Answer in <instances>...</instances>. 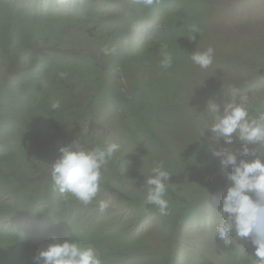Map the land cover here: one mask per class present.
Returning <instances> with one entry per match:
<instances>
[{"label": "rangeland", "instance_id": "rangeland-1", "mask_svg": "<svg viewBox=\"0 0 264 264\" xmlns=\"http://www.w3.org/2000/svg\"><path fill=\"white\" fill-rule=\"evenodd\" d=\"M4 1L9 6L0 3V14H7L0 16L3 25L4 18L12 13V1L24 5L26 16L13 21L15 29L19 30L12 40L14 55L9 54L12 47L5 49L3 45L10 28L3 26L0 32V67L3 68L0 84L15 79L10 84L17 91L16 77L28 74L31 59L50 61L56 57L63 71L67 64L79 65L76 72L69 74L72 77L67 82L59 75L64 73L61 70L50 72L48 82L54 79L60 83L56 86L57 93L62 87L72 91L76 106L88 110L92 121L85 114L63 121L58 111L52 110V100L43 95L31 94L24 98L21 94L20 99L24 100L9 96L5 108L1 104L0 88V264H36L29 252L19 246L26 248L47 236L43 232L37 238H26L19 243V237L26 236L24 232L33 229L42 232L49 221L47 216L37 219V213L31 217L26 203L16 198V194L27 199L45 198V185L52 184L49 166L54 161L46 163L41 150L46 121L53 130H58L49 133L46 143L55 141L60 131L75 133L78 142L99 138L106 143H121L120 151L102 169L104 178L131 172L128 185H115L119 193L135 196L145 192L142 176L149 172L144 169L146 158L149 162L162 161L171 174L167 189L175 188L188 199L185 209L189 218L172 224L171 219L170 222L164 220L165 216L153 205L150 206L157 209L154 214L118 204L100 185L93 203L81 206L75 213L77 216L66 220L68 225L76 223L79 232L75 235L73 229H69L70 235L63 241L82 240L96 250L102 264H110L103 238L106 233L115 231L113 224L125 225L126 231L134 236L141 234L147 247L141 251L135 248L125 251L115 257L117 264H255L250 238L235 239L234 232L229 233L234 240L233 244L226 245L219 237H214L213 225L221 216L222 199L231 182L221 171L220 159L212 150L221 147L235 150L241 147V142L235 136L232 145H225L222 139L219 143L214 140L211 131L206 129L210 124L206 108L213 102L223 111V105L231 100L232 91L236 89L237 99L247 97L250 116L264 113V0H208L211 7L201 5L197 9L198 0H183L182 5L171 2L169 11L162 8L153 11L151 6L146 7L137 0ZM199 15L206 26L195 34V40H190L192 26L198 27L201 21L198 24L192 21L193 25L188 21ZM34 19L40 20L31 22ZM42 19L57 22L59 27L67 29L54 31L52 25L45 30L47 36L54 35L52 39L36 35V41L31 44L28 39L38 26L42 33ZM183 22L189 26L185 39L190 43L167 35L168 44L160 51L167 28L172 23ZM106 46H115L116 53L104 55L102 49ZM209 46L215 50L213 64L208 69L194 66L189 59L190 52ZM147 47L148 53L143 51ZM27 48L30 51L23 54ZM51 51L55 57L50 56ZM3 52H6L5 58ZM164 53L173 58L171 68L160 66ZM120 54L127 59H119ZM11 57L14 60L10 62ZM114 59H119V68H114ZM88 78L95 80L94 83L89 84ZM215 83L219 84L213 88L215 93L226 88L222 95L211 96L209 89ZM108 88L119 90L123 100L118 97L121 100L118 103H108V91L104 95ZM98 95L102 103L93 98ZM116 113L121 119L119 123L112 121ZM4 125L13 132L8 133ZM121 134L125 138L120 137ZM33 147L36 150L33 151ZM32 165L36 171L31 173ZM42 165L49 167L48 171L42 173ZM114 168L121 171L118 173ZM31 175H34L33 180ZM135 175H139L138 178ZM32 183H36V187ZM100 201L109 204L104 213L99 212ZM67 207V204L62 206L64 213ZM113 210L117 211L121 222H113L109 215ZM177 215L173 220L181 218ZM61 223L64 226L63 221ZM65 230L68 232L67 228ZM60 233L53 230L51 234L57 237Z\"/></svg>", "mask_w": 264, "mask_h": 264}, {"label": "clouds", "instance_id": "clouds-1", "mask_svg": "<svg viewBox=\"0 0 264 264\" xmlns=\"http://www.w3.org/2000/svg\"><path fill=\"white\" fill-rule=\"evenodd\" d=\"M156 2L157 0H137V3L146 7ZM191 31L193 35L189 39L195 40L199 28L193 25ZM102 51L106 56L114 55L116 48L106 46ZM214 57L215 50L209 46L204 50L195 49L190 52L189 59L194 66L208 69L213 64ZM172 65V56L164 53L160 66L168 69ZM59 75L61 78L65 76L64 73ZM216 85L219 84L210 86L211 96L215 95L213 88ZM225 89L223 87L220 92L224 93ZM237 96L238 90L233 89L231 100L223 105V111L213 102H209L206 108L210 120L206 129L211 131L214 140L219 143L222 139L225 145H232L235 136L241 142V147L235 150L229 147L212 150V154L220 159L221 171L231 182L223 196L219 210L221 216L214 223L213 232L214 237H219L226 245L233 244L234 239L229 237V233L234 232L235 239L250 238L254 246L255 264H264V113L250 116L246 107L247 97L240 96L237 99ZM59 107V101L52 102L53 110ZM86 116L92 121L89 112ZM75 139V142L59 148L60 155L50 166V177L53 190L65 202L71 196L87 206L93 203L100 190L102 169L120 151L122 145L110 142L103 147L89 148L99 138L82 139L80 142L77 137ZM250 156L253 158L245 159ZM170 176L162 161L154 162L144 176V204L155 206L161 216L168 214L169 201L166 193ZM108 208L107 201L99 202L100 213ZM41 260L42 264H102L94 248L81 246L76 241L59 242L55 239L40 251L38 257H34L36 264H40Z\"/></svg>", "mask_w": 264, "mask_h": 264}, {"label": "trees", "instance_id": "trees-1", "mask_svg": "<svg viewBox=\"0 0 264 264\" xmlns=\"http://www.w3.org/2000/svg\"><path fill=\"white\" fill-rule=\"evenodd\" d=\"M171 2H177V3H183V0H157L156 3H154L151 6V9H153V11H155L156 9H165L166 11L172 10L170 8V3ZM0 3L2 6H9V3L4 1V0H0ZM201 5H208L209 7H211V1L208 0H198V3L196 5V9L198 7H200ZM163 6V7H161ZM10 7L12 9V13H8L10 15V17L4 18V25L2 24V22H0V32L3 31V26L10 28V32L9 35L7 36L6 41L3 43V45H6L5 49H8L10 47H12V49L10 48L11 52H9V54H13V51L15 50V42L12 41L13 37H14V33L18 32L19 30L15 29V26L13 25V21L15 19H22L26 16L25 14V9H24V5L21 4L19 1H12L10 4ZM2 15H7V14H0V16ZM167 17V16H166ZM40 19H34L31 22H38ZM43 20V27H42V33H40V28L39 26L36 28V30L34 31L33 34H31L30 39H28L31 44H33L36 41V35L40 36L41 39H52L54 37V35L52 36H47V33H45V30L54 25V31L56 30H60L59 32H63L65 31L67 28L64 26L60 27L57 25V22H50V21H45ZM199 20L201 21L200 24L198 26L199 30L200 29H204L205 28V24L202 23L201 17L200 15L198 17H192V19L188 22H190L191 25L192 21H196V24L199 23ZM161 22V21H160ZM187 27H189L187 25V22H183L180 24H171L168 28L167 31L165 32V34H163V40L164 43L162 45H160L159 50L162 51V49H164V44H168V37H172L174 39L176 38H180L181 41L183 43H190L189 40L185 39V36L189 34ZM168 35V37H167ZM57 46V45H56ZM59 47V46H58ZM57 47V48H58ZM72 47V46H70ZM20 48L22 49V45L20 46ZM18 50V49H17ZM27 51L23 52V54H26L30 51V48L25 49ZM58 50V49H57ZM158 50V52H159ZM143 51H145L146 53H148V47L143 49ZM157 52V53H158ZM6 52H3V58L6 57L5 55ZM50 53V56H54L55 57V53ZM156 53V54H157ZM1 56V54H0ZM152 57H157V55H153ZM120 58H126V56L120 54L119 59ZM10 62L14 60L13 57L9 58ZM119 59H114L113 63H114V68H119ZM20 61V59H18ZM25 60H23L24 62ZM9 62V63H10ZM25 63V62H24ZM31 64L32 67L28 68V74H25L21 77H16L17 80L15 82V84L18 85V90L16 91L14 89V87L10 84L11 82L15 81V79H12L9 83L8 82H2L0 84V88L2 89V101L1 104L4 105V107H8V105L6 104V101L9 100V96H11L12 98L15 99H19V100H24V98L27 95H40L42 97L43 96H48L49 99L53 101H59L60 103V107L58 109H56V111H58L59 116L63 118L64 120H69L72 121L73 118L76 117H81L82 115H87L88 112L85 111L84 109L76 106V99L72 98L71 94L72 91H70L69 89H65V88H61L62 91H59V93H57L56 90V86H58V84H60L58 81H54V79H52V81L48 82V79H50V72H54V71H58L61 70L62 72L65 73L64 76V82H67L69 79H71V75L74 72L77 71L78 68H80L79 65H72V64H67L65 69L66 70H62V68H60L57 65V58H53L50 61H48V59H38V61L36 60H32L31 59ZM8 66V65H7ZM25 66L27 67V65L25 64ZM34 68V69H32ZM0 69H3L0 67ZM45 78L43 80V82L40 81V78ZM20 80V83H19ZM95 80H89L88 78V83L92 84L94 83ZM106 86V84H105ZM104 86V88H105ZM225 89V88H224ZM50 90V92H49ZM64 90V91H63ZM35 93H34V92ZM108 91V93L106 94V92ZM53 92H55V95H52ZM214 94L215 91H213ZM21 94L24 96L23 99H20ZM108 95V103L112 102H116L118 103L119 98H121L123 100V94L117 90L115 91L114 88L109 89L105 91L104 95ZM218 94L222 95L223 92H218ZM32 96V95H31ZM56 96V97H55ZM94 99H96V102H101L99 95L98 96H93ZM39 104V103H38ZM37 104V105H38ZM24 109V108H23ZM53 110V109H52ZM24 112L27 111V109L23 110ZM24 118H28V117H24ZM115 121V123H119L121 121V119L119 118V114L116 113L113 120ZM2 124V123H1ZM0 124V125H1ZM8 125V124H7ZM9 125H11L9 123ZM67 128V124L65 125ZM43 127L45 129V133H43L42 137H41V141L42 144L41 146L43 147L42 152L44 153V160L47 161L46 163L50 162V161H55L60 153H59V148L62 146H67L68 144H71L73 142L76 141L75 137L72 136L69 132L70 131H60L59 133V137L55 140L52 141L50 143H46V139L47 136L50 135L49 133H55L58 130H53V128L51 127V125L46 121L43 124ZM121 127L122 124H121ZM3 128L8 129V133L13 132V129H9L8 127H6V125L3 126ZM51 133V134H52ZM123 137V134L120 135V137ZM122 139V138H121ZM106 140L100 141V140H94L91 143V147L89 148H93L96 146H105ZM40 145V144H39ZM36 147V146H35ZM35 147L32 148V150L34 151ZM41 147V148H42ZM88 147V146H86ZM141 149V148H140ZM139 149V151H140ZM36 150V149H35ZM32 151V154H33ZM119 156H121V154H119ZM144 157V156H143ZM145 158V157H144ZM120 161V159H119ZM117 162V161H116ZM144 162L147 164V166L144 168L147 170V172L150 170L151 166L153 165L154 162H149L146 160H144ZM117 164H119L117 162ZM52 165V164H51ZM50 165V166H51ZM43 169L41 170L42 173L48 171L49 167H44V165H42ZM111 166V164H110ZM115 169V168H114ZM33 171H36V168L34 165L31 166V173ZM115 171H117L118 173L121 171V169H115ZM138 172H140V170H137ZM146 172V173H147ZM131 174V172H130ZM130 174H126V175H120V174H116L113 177H107L104 178L102 177V182L101 185L102 190H105L106 192H108V194L112 195V200L117 201L118 204H124L126 206H128L129 208H131L132 210H137L138 208H141L143 210H146V212H151L154 214L153 211H157V209L155 207H151L150 205H145L144 204V200L146 197V192H142L139 194H136L135 196H131L130 194L124 192V193H119L118 190L116 189L115 185L116 184H123V185H128L127 183V179H128V175ZM147 175V174H146ZM145 175V176H146ZM34 175H31V180H33L34 178H32ZM137 178L139 175H135ZM142 180L144 182V176H142ZM35 187H36V183H32ZM185 190V189H182ZM179 190L174 189H167V193H166V199H168L169 201V209L170 212H168V214L165 216L164 220L171 222L172 224L174 222H178L182 219H188V210L185 209V203L188 201L187 198H184L183 195H181L179 192ZM45 198L42 197H32L31 199H27V197L22 196L20 194H16V198H18L19 202H25L26 205L28 206L29 211V215H32L35 213H37L35 216L37 217V219L43 220L44 217L47 216L49 224L48 226H45V228L42 230V232H40L39 230L33 229V230H27L26 232H24L26 234V236L24 235L23 238L19 237V243L23 242L26 238H37L38 236H40L39 234L45 232L47 234L46 238H40L39 240H37L35 243H32L30 246L28 247H21L19 246V248H21L22 250H26L29 252V256L31 258V260L34 259V257L39 256L40 251L46 249V247L53 242V240H57L59 242H63V240L68 237L70 235L69 233V229H73L74 234L77 235L79 232L78 227L76 226V223H72V225H68L65 224L66 220H69L70 218H73L75 216H77V211L79 210V208L82 206L84 208L85 205H83L81 202H79L78 200H76L74 197L69 196L67 202H65L64 198L61 197V195L53 190L52 184L51 183H46L45 185ZM43 192V193H44ZM68 205V207L64 211H62V206L63 205ZM141 204L143 206H141ZM42 206V207H41ZM41 207V209H40ZM17 210V209H16ZM64 213V214H62ZM181 217L180 219H178L177 221L173 220L174 218L177 219L178 215ZM109 215L112 217L113 222H121L118 218V214L116 210H113L111 213L109 212ZM62 219V220H61ZM63 221V224L61 223V221ZM95 224V228H97L96 223ZM115 226V231L113 233H106L104 238H103V243H106L107 245V249H106V256H107V260L110 261V264H117L115 257H120V255L122 253H124L127 250H131V249H138V250H143L147 247V243L143 240H141L142 235L141 234H136L137 236H134L132 234V232H127L126 229L124 228L125 225H114L111 227ZM70 227V228H69ZM173 227V226H172ZM65 228H67L68 232L65 230ZM71 229V230H72ZM116 229H119V231H117ZM53 230H58L61 233L57 236V237H53L52 236V231ZM108 231H110V227H108ZM139 237V238H138ZM46 240V241H45ZM77 242V241H76ZM78 244H80L81 246H86V247H91L90 245L85 244L84 241L80 240L79 242H77ZM25 248V249H24ZM123 251V252H122Z\"/></svg>", "mask_w": 264, "mask_h": 264}]
</instances>
